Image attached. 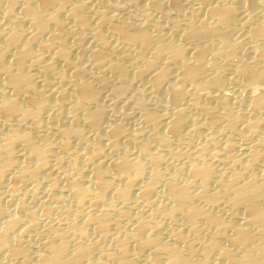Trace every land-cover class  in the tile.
Masks as SVG:
<instances>
[{
  "label": "bare ground",
  "instance_id": "bare-ground-1",
  "mask_svg": "<svg viewBox=\"0 0 264 264\" xmlns=\"http://www.w3.org/2000/svg\"><path fill=\"white\" fill-rule=\"evenodd\" d=\"M0 264H264V0H0Z\"/></svg>",
  "mask_w": 264,
  "mask_h": 264
}]
</instances>
